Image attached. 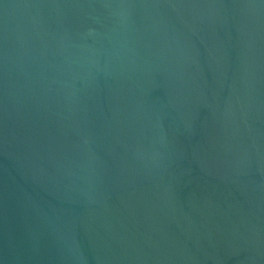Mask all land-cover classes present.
Listing matches in <instances>:
<instances>
[{
  "label": "water",
  "instance_id": "95a60500",
  "mask_svg": "<svg viewBox=\"0 0 264 264\" xmlns=\"http://www.w3.org/2000/svg\"><path fill=\"white\" fill-rule=\"evenodd\" d=\"M0 264H264V0H0Z\"/></svg>",
  "mask_w": 264,
  "mask_h": 264
}]
</instances>
